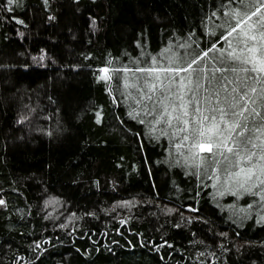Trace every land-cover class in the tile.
<instances>
[{"label":"trees","instance_id":"16d2710c","mask_svg":"<svg viewBox=\"0 0 264 264\" xmlns=\"http://www.w3.org/2000/svg\"><path fill=\"white\" fill-rule=\"evenodd\" d=\"M243 5L0 0V264H264V185L241 188L223 165L194 166L190 141L177 147L182 125L156 122V102L171 111L176 89L149 101L134 71L213 44L229 51L222 35L235 21L224 13ZM220 56L200 62L203 75ZM103 67L132 71L105 82ZM202 83L199 106L210 109L216 97Z\"/></svg>","mask_w":264,"mask_h":264},{"label":"snow or ice","instance_id":"6c2138e0","mask_svg":"<svg viewBox=\"0 0 264 264\" xmlns=\"http://www.w3.org/2000/svg\"><path fill=\"white\" fill-rule=\"evenodd\" d=\"M12 2L14 0H9V3ZM239 2L243 5V0ZM248 7L252 10H247ZM224 15L231 16L235 21L228 23L226 34L222 35L223 41L228 42L229 51L217 49L213 44L212 48L197 54L191 60L186 57H170L168 65L137 67L134 71L143 74L144 80L138 85V90L147 89L144 95L149 101H152L158 88L166 100H171V96L165 95V88L168 92L176 89L174 95L179 104L172 106L171 111L163 100L156 102L162 106L156 122H163L169 128L173 126V121L182 125L177 131L185 135L180 138L181 142L177 147H184L183 142L190 141L189 159L194 166L206 164L215 169L223 165L226 180L238 183L243 188L255 178L259 183L253 184V187H260L264 185V179L261 178L264 177V112L258 111L255 105L258 102L264 105V0H249L248 5ZM232 40H235V45ZM212 51L221 53L216 58L221 66L213 69V75L208 77L203 75L206 69L200 62ZM153 63H159L155 57ZM120 71L128 72L132 69L103 67L98 69L97 78L107 82L113 79L110 72ZM228 72L251 75L236 81L223 75ZM215 73L222 75L217 77ZM203 80L208 81L205 90H211L216 97V105L210 109L200 107L201 101L196 96L201 88H205ZM249 80L254 83L249 84ZM229 84L237 86L229 89ZM256 84L261 87L258 89ZM221 92L228 93L223 103L220 101ZM204 100H211V97H205ZM156 103L149 109V114L155 110ZM206 111L212 114H206ZM97 116L99 117V113ZM20 122H23V118ZM3 204L4 201L0 200V205Z\"/></svg>","mask_w":264,"mask_h":264}]
</instances>
